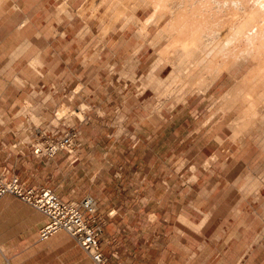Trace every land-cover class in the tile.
Returning <instances> with one entry per match:
<instances>
[{"label":"rangeland","instance_id":"obj_1","mask_svg":"<svg viewBox=\"0 0 264 264\" xmlns=\"http://www.w3.org/2000/svg\"><path fill=\"white\" fill-rule=\"evenodd\" d=\"M83 1L0 0V178L92 197L109 264H264V125L235 142L240 108L215 107L251 62L176 102L190 65L159 62L167 22L141 34L151 9L114 22L119 4ZM71 131L72 149L34 155Z\"/></svg>","mask_w":264,"mask_h":264},{"label":"bare ground","instance_id":"obj_2","mask_svg":"<svg viewBox=\"0 0 264 264\" xmlns=\"http://www.w3.org/2000/svg\"><path fill=\"white\" fill-rule=\"evenodd\" d=\"M105 1L109 0L83 1L79 14L96 10L98 2L102 5ZM110 1L113 6L119 4L114 22L126 18L135 8L152 10L146 23L139 27L141 34L152 20L160 26L167 22L164 27L159 26L161 29L152 40L153 45L165 42L157 51L159 62L168 63L173 57L179 64L190 65L182 80L175 73L165 91L175 95L176 102H184L189 95L207 93L224 73L230 74L242 61H250L248 71L234 81L215 107L219 111L228 107L223 109L228 112L240 108L229 126L233 141L260 130L264 125V0Z\"/></svg>","mask_w":264,"mask_h":264},{"label":"built area","instance_id":"obj_3","mask_svg":"<svg viewBox=\"0 0 264 264\" xmlns=\"http://www.w3.org/2000/svg\"><path fill=\"white\" fill-rule=\"evenodd\" d=\"M75 138L71 131L61 140L34 145L33 153L36 157L51 158L60 151L72 149ZM4 196H13L44 216L46 221L38 232V241L63 233L75 240L93 264H109L101 250V230L96 225V202L92 197H84L79 202L63 201L52 189L26 188L15 177L0 178V198ZM1 264L10 263L5 260Z\"/></svg>","mask_w":264,"mask_h":264},{"label":"crops","instance_id":"obj_4","mask_svg":"<svg viewBox=\"0 0 264 264\" xmlns=\"http://www.w3.org/2000/svg\"><path fill=\"white\" fill-rule=\"evenodd\" d=\"M28 60L24 62L27 69L30 67ZM20 79L24 80V77ZM21 183L26 188H34ZM45 221L42 214L19 199L13 196L0 198V264L5 260L20 264L19 255L23 252L31 257H45L47 264H89L90 259L66 234L59 233L44 242L38 241V232ZM102 253L107 258L103 250Z\"/></svg>","mask_w":264,"mask_h":264}]
</instances>
